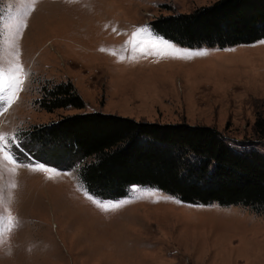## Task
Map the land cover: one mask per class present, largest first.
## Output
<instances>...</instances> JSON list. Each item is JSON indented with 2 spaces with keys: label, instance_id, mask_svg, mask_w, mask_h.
I'll list each match as a JSON object with an SVG mask.
<instances>
[{
  "label": "rangeland",
  "instance_id": "374dc122",
  "mask_svg": "<svg viewBox=\"0 0 264 264\" xmlns=\"http://www.w3.org/2000/svg\"><path fill=\"white\" fill-rule=\"evenodd\" d=\"M215 1L0 0V68L22 65L19 90L0 76V133L11 139L0 144V264H264V214L144 185L103 199L68 167L69 152L56 151V164L22 140L36 126L94 111L213 126L234 149L264 152V40L187 47L150 24ZM67 80L84 108L39 106L44 85Z\"/></svg>",
  "mask_w": 264,
  "mask_h": 264
},
{
  "label": "trees",
  "instance_id": "16d2710c",
  "mask_svg": "<svg viewBox=\"0 0 264 264\" xmlns=\"http://www.w3.org/2000/svg\"><path fill=\"white\" fill-rule=\"evenodd\" d=\"M150 24L155 33L187 47L255 43L264 40V0H216ZM41 92L37 103L48 111L85 107L70 80L46 84ZM258 126L264 137V120ZM22 140L30 152L56 164L62 163L56 151L69 152L68 167L76 165L85 188L103 199L125 197L132 186L144 185L183 202L240 205L264 214V152L234 149L213 126L93 111L36 126Z\"/></svg>",
  "mask_w": 264,
  "mask_h": 264
},
{
  "label": "snow or ice",
  "instance_id": "6c2138e0",
  "mask_svg": "<svg viewBox=\"0 0 264 264\" xmlns=\"http://www.w3.org/2000/svg\"><path fill=\"white\" fill-rule=\"evenodd\" d=\"M140 31H142V32H144L146 34L149 33V30L147 28L141 29ZM160 43L164 44L168 48H173V45L167 43L166 41L160 40ZM151 52H152V49L149 48V49L143 51L141 54L142 55H148V54H151ZM113 54H115V53H113ZM157 54H159V53H157ZM18 72H22V65H20V64H16L15 67L9 66L6 70L0 68V76H3L5 73H7L9 75L8 87L10 89L19 90V88H20L21 81L16 76V73H18ZM3 90H4L3 86L0 85V92H2ZM13 94H15V92H13ZM6 99H7L6 97L0 96V100H6ZM6 140H7L8 143H11V139L10 138L6 137L5 134L0 133V144L4 143ZM3 159L5 161H11V160H13V157H11L10 155L5 154ZM14 186L15 185H13V187ZM108 207H116V205H112V206H106L105 205V206H103L104 210H107ZM4 221H5V217L0 216V224H2Z\"/></svg>",
  "mask_w": 264,
  "mask_h": 264
}]
</instances>
